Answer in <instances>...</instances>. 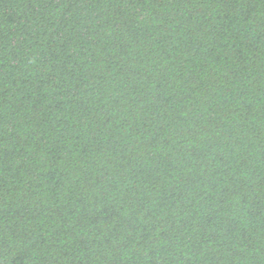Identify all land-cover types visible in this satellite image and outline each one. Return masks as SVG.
Wrapping results in <instances>:
<instances>
[{
	"label": "trees",
	"instance_id": "1",
	"mask_svg": "<svg viewBox=\"0 0 264 264\" xmlns=\"http://www.w3.org/2000/svg\"><path fill=\"white\" fill-rule=\"evenodd\" d=\"M0 264H264V0H0Z\"/></svg>",
	"mask_w": 264,
	"mask_h": 264
}]
</instances>
